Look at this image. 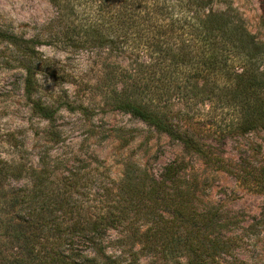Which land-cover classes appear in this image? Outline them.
<instances>
[{
    "label": "rangeland",
    "instance_id": "374dc122",
    "mask_svg": "<svg viewBox=\"0 0 264 264\" xmlns=\"http://www.w3.org/2000/svg\"><path fill=\"white\" fill-rule=\"evenodd\" d=\"M210 14L224 15L231 28L264 55V0H204L198 15ZM69 22L58 19L57 5L51 0H0V31L6 35L0 36V160L16 166L2 183V191L31 184L37 178L31 167L44 160L51 164L54 185L66 188L73 174L77 182L68 188L74 199L100 207L104 187L116 189L124 184L126 173L137 177L141 167L159 178L168 163L184 157L192 178L182 182L181 188L190 192L193 208L214 215L210 228L206 218L198 219L193 227L177 230L183 235L181 240L161 245L158 253L134 257L140 245L130 233H140L147 226L136 230L122 223L104 235L108 252L121 254L122 250L124 254L125 250L124 260L134 258L133 264H264L263 126L222 135L219 131L227 126L229 112L213 108L208 100L198 106L178 104L194 114L225 166L206 164L168 134L114 108L98 86L101 50L81 49L84 35L76 38L81 42L69 41L65 37ZM126 56L120 61L130 63L135 58ZM217 82L223 85L224 81ZM208 83H201L200 90L215 84L213 79ZM38 102L54 113L52 120L38 113ZM159 210L165 213L168 209L156 207ZM137 216L140 221L145 219L139 212ZM221 219L226 221L223 225H219ZM3 234L0 242L8 247L7 253L16 255L19 244ZM189 237H198L204 245L210 244L207 237L225 244L194 253Z\"/></svg>",
    "mask_w": 264,
    "mask_h": 264
},
{
    "label": "trees",
    "instance_id": "16d2710c",
    "mask_svg": "<svg viewBox=\"0 0 264 264\" xmlns=\"http://www.w3.org/2000/svg\"><path fill=\"white\" fill-rule=\"evenodd\" d=\"M51 1L57 5L58 19L70 21L65 35L69 41L81 42L76 38L84 35L81 49L101 50L98 86L114 108L168 134L206 164L225 166L194 114L184 112L178 104L198 106L208 100L212 107L229 112L227 126L219 131L222 135L264 128V55L251 48L252 43L231 28L224 15L199 16L204 0ZM194 4V10L186 7ZM0 36L6 37L1 31ZM128 54L135 57L132 62L120 61L122 55L130 59ZM212 79L215 84L201 91V83L209 84ZM220 79L223 85L217 82ZM36 108L43 117L53 119L47 105L38 102ZM40 165L31 167L37 176L31 184L3 192L2 183L16 166L0 160V233L16 240L20 248L16 255L9 254L0 242V264H133L134 258L124 260L125 250L124 254L122 250L121 254L108 252L104 235L109 229L122 223L136 230L147 226L140 233H130L140 245L136 257L149 251L158 253L161 245L181 240L183 235L176 233L180 227H193L198 219L206 218L210 228L214 219L193 208L190 192L181 188L182 182L192 178L184 157L168 163L159 178L140 167L137 177L126 173L124 184L116 189H107L105 184L100 207L74 199L68 188L77 182L73 174L62 188L54 185L51 164L42 160ZM161 206L168 210L156 211ZM138 212L145 219L140 221ZM170 229L172 233H168ZM124 235L118 237L119 247ZM207 240L210 244L204 245L198 237L187 239L194 253L225 244Z\"/></svg>",
    "mask_w": 264,
    "mask_h": 264
}]
</instances>
